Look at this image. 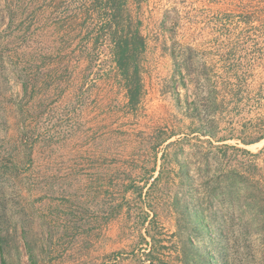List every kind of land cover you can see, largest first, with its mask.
<instances>
[{"label":"rangeland","instance_id":"1","mask_svg":"<svg viewBox=\"0 0 264 264\" xmlns=\"http://www.w3.org/2000/svg\"><path fill=\"white\" fill-rule=\"evenodd\" d=\"M114 1L115 38L143 40L128 80L99 30L107 0H0L6 264H150L152 241V264H180L173 172L207 147L194 130L213 121L229 146H264L241 143L264 130V0Z\"/></svg>","mask_w":264,"mask_h":264},{"label":"trees","instance_id":"2","mask_svg":"<svg viewBox=\"0 0 264 264\" xmlns=\"http://www.w3.org/2000/svg\"><path fill=\"white\" fill-rule=\"evenodd\" d=\"M105 6L111 7L112 12L104 19L98 18L99 30H107L108 36L111 35L115 63L121 75L128 80L131 41L143 49V40L136 32L130 36L131 39L126 35L115 38L118 33L114 29L118 27L115 1L107 0ZM126 85L129 102L133 104L139 84H136L134 91L128 83ZM23 89L26 91V88ZM207 96V112H214L217 104L212 98V92L209 91ZM206 122L208 128L199 127L194 130L198 135L208 138L204 142L207 147L194 148L196 167L189 169V164L178 162L177 171L173 172L179 182L172 194L170 207L177 215L180 264H264V159L261 167L251 159H242L236 166L231 157L232 154H241L259 158L264 154V146L257 154L229 146L225 142L230 138H217L213 132L214 122ZM263 139L264 130L255 140H241V143L249 145ZM178 151L181 152V149ZM173 158L177 161L178 156L174 155ZM157 180L158 177L154 181ZM135 190L140 196L141 188L136 187ZM149 207L154 213L153 208ZM147 218H142V224ZM153 222L154 219L149 220L148 225L152 227ZM149 230L147 235L154 240ZM3 242L0 236L1 264H6ZM154 244L152 241L151 249L146 254L150 264L156 253Z\"/></svg>","mask_w":264,"mask_h":264}]
</instances>
